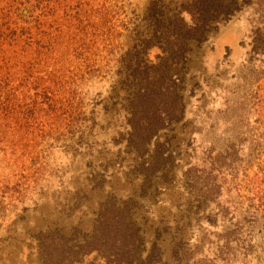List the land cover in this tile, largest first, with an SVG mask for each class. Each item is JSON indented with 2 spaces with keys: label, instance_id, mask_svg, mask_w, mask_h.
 Returning a JSON list of instances; mask_svg holds the SVG:
<instances>
[{
  "label": "rangeland",
  "instance_id": "rangeland-1",
  "mask_svg": "<svg viewBox=\"0 0 264 264\" xmlns=\"http://www.w3.org/2000/svg\"><path fill=\"white\" fill-rule=\"evenodd\" d=\"M97 3L55 120L0 81L18 119L0 122V264H53L47 245L64 264H264V0L185 32L182 58L195 0Z\"/></svg>",
  "mask_w": 264,
  "mask_h": 264
},
{
  "label": "trees",
  "instance_id": "trees-1",
  "mask_svg": "<svg viewBox=\"0 0 264 264\" xmlns=\"http://www.w3.org/2000/svg\"><path fill=\"white\" fill-rule=\"evenodd\" d=\"M195 4L197 20L189 26L183 24L172 47V53L180 58L186 50L185 32L188 37L192 30L203 32L207 22L221 14L231 15L241 5L239 0H195ZM104 7L99 6L97 0H0V81H18L23 89L28 86L26 91L35 90L30 96L34 111L55 120L66 96L74 93L76 82H70L71 76L66 78L62 57L71 49L91 50L90 36H98L100 20L106 17ZM89 26L93 31H89ZM156 84L150 88H145V84L139 86L133 98L134 118L139 112L145 114L146 105L150 108L154 100H148L153 95L152 90H159V94L167 88L156 87ZM9 90L0 83V122L12 126L18 124V119L10 111L11 105L1 101L4 95L10 98L16 91ZM132 131L135 135L134 125ZM62 243L65 250L70 251L67 242ZM52 246L51 249L49 245L46 247V262L64 264L65 261L59 260V252L55 255L57 248Z\"/></svg>",
  "mask_w": 264,
  "mask_h": 264
}]
</instances>
